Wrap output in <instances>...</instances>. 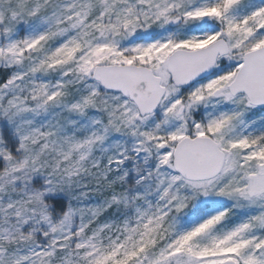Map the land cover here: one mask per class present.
I'll return each instance as SVG.
<instances>
[{"label":"snow or ice","instance_id":"1","mask_svg":"<svg viewBox=\"0 0 264 264\" xmlns=\"http://www.w3.org/2000/svg\"><path fill=\"white\" fill-rule=\"evenodd\" d=\"M0 264H264V0H0Z\"/></svg>","mask_w":264,"mask_h":264}]
</instances>
